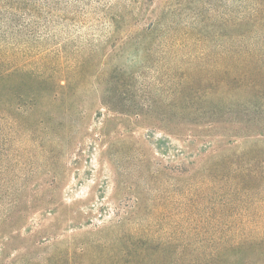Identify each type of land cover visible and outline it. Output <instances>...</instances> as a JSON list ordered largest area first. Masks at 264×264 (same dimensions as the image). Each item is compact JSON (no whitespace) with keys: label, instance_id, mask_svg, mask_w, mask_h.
I'll return each mask as SVG.
<instances>
[{"label":"rangeland","instance_id":"rangeland-1","mask_svg":"<svg viewBox=\"0 0 264 264\" xmlns=\"http://www.w3.org/2000/svg\"><path fill=\"white\" fill-rule=\"evenodd\" d=\"M29 1L60 21L39 30V41L23 33L18 42L20 30L10 31L11 69L56 70L64 79L87 57L92 74L48 108L49 125L0 122V264H41L56 246L79 247L107 228L143 230L162 243L173 223L192 215L264 237V135L238 123L174 117L185 103L180 89L218 91L208 64L223 45L241 42L224 17L253 2ZM162 7L163 23L152 28ZM185 31L199 40L179 43L174 37ZM62 49L69 56L58 55Z\"/></svg>","mask_w":264,"mask_h":264},{"label":"trees","instance_id":"trees-1","mask_svg":"<svg viewBox=\"0 0 264 264\" xmlns=\"http://www.w3.org/2000/svg\"><path fill=\"white\" fill-rule=\"evenodd\" d=\"M251 1V9L224 17L230 20L233 37L241 42L223 45L217 58L208 64L217 71L218 91L208 95L180 89L177 99L185 103L174 110V117L205 118L211 124L238 123L249 130H260L259 134L264 135L261 129L264 128L261 122L264 121V41H253L264 39V0ZM165 13L162 7L152 28L163 23ZM55 16L60 21L58 12ZM56 20L43 16L29 0H6L5 9L0 5V122L4 128L9 127V121H18L26 127L36 123L49 125L48 118L44 117L48 108L60 106L63 96L76 93L83 84L82 79L88 81L92 74L88 75L91 62L87 57L79 60L64 79L55 75L56 70L41 75L31 69H11L14 64L6 52L13 42L10 31L20 30L14 32L18 42L25 38L23 33L39 41L38 31L47 29ZM256 25L263 27V31L254 32ZM174 38H181L178 42L189 46L192 40H199L192 31ZM63 54L69 56L68 50L58 52L64 57ZM195 72L189 85H194L201 71ZM94 78L95 74L90 80L95 81ZM122 225L114 227L118 229ZM232 226L231 222L203 220L192 215L186 222L173 223L169 240L162 243L142 235L143 230H120L115 234L113 228H107L96 240L84 241L79 247L67 243L56 246L41 264H264V237L235 235L229 232Z\"/></svg>","mask_w":264,"mask_h":264}]
</instances>
